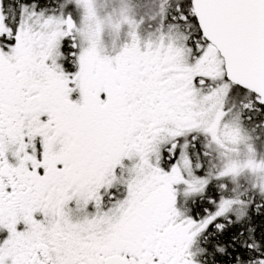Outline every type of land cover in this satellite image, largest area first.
I'll use <instances>...</instances> for the list:
<instances>
[{"label":"snow or ice","instance_id":"snow-or-ice-1","mask_svg":"<svg viewBox=\"0 0 264 264\" xmlns=\"http://www.w3.org/2000/svg\"><path fill=\"white\" fill-rule=\"evenodd\" d=\"M73 0H0V264H264V0H164L100 52Z\"/></svg>","mask_w":264,"mask_h":264},{"label":"rangeland","instance_id":"rangeland-1","mask_svg":"<svg viewBox=\"0 0 264 264\" xmlns=\"http://www.w3.org/2000/svg\"><path fill=\"white\" fill-rule=\"evenodd\" d=\"M164 0H73V15L81 26L94 33L93 43L100 52H111L138 35L142 40L155 38L161 25ZM144 33V34H143ZM146 34V35H145ZM239 139L233 147L225 146L234 178L250 181L264 177V147L247 144Z\"/></svg>","mask_w":264,"mask_h":264}]
</instances>
